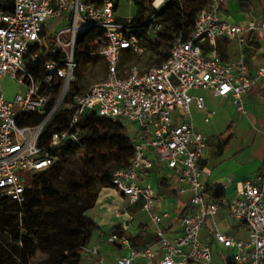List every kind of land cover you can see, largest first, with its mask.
Listing matches in <instances>:
<instances>
[{
	"label": "built area",
	"instance_id": "obj_1",
	"mask_svg": "<svg viewBox=\"0 0 264 264\" xmlns=\"http://www.w3.org/2000/svg\"><path fill=\"white\" fill-rule=\"evenodd\" d=\"M126 1L134 4L136 13L119 20L120 0H10L8 9L9 0H0V81L8 76L24 90L8 101L0 88V196L21 204L30 179L55 162L49 150L61 143H77L78 125L90 114L113 123L128 122L136 128L133 156L126 169L113 173L112 189L147 215L160 245L158 264H209L211 249L199 233L205 217L213 216L218 205L205 201L198 162L206 149V137L191 121L190 105L194 103L203 112V121L210 122L214 112L202 96L193 95L207 91L214 98L229 99L237 114L246 116L247 94L257 85L264 92V61H254L255 70L250 73L244 53L249 33H258L264 40V7L242 26L224 17L225 0H208L194 19L190 37L184 40L180 32L174 33L166 60L139 70L134 65L125 68L123 59L126 54H146L155 38L165 32L162 14L173 0ZM146 8L151 15L145 13ZM88 29L102 31L90 55L102 61L104 75L84 94L66 102L72 84L78 81L76 44ZM47 30L51 31L50 49L42 45ZM131 30L141 33L137 36ZM219 38L237 40V59L225 61L217 54ZM28 64L38 70L32 74ZM60 110L71 111L66 126L42 144L43 130ZM25 114L42 115V119L34 126H18L17 119ZM147 152L171 173L177 193L188 195L198 208L197 213L182 217L181 231L172 241L162 228L169 214L158 210L155 190L143 182L152 166ZM236 190L238 197L227 208L230 217L244 226L247 240L220 232L214 238L233 251L232 264H264V174L258 183H238ZM107 241L124 249L118 264L154 257L148 248H132L123 233H111ZM96 254V248L80 252L88 260Z\"/></svg>",
	"mask_w": 264,
	"mask_h": 264
},
{
	"label": "trees",
	"instance_id": "obj_2",
	"mask_svg": "<svg viewBox=\"0 0 264 264\" xmlns=\"http://www.w3.org/2000/svg\"><path fill=\"white\" fill-rule=\"evenodd\" d=\"M207 3L208 0H173L162 14L165 32L155 38L149 49L156 53V48L162 45L170 50L173 34L178 32L187 40L197 13ZM10 6L9 0L6 8ZM239 10L251 13L253 8L248 0H243ZM129 33L139 36L141 32L131 30ZM101 34L100 30L88 29L80 36L75 48V55L80 58V67L76 71L78 81L72 84L66 102L74 95L85 93L81 73L87 63L97 60L90 54L96 50V37ZM259 40L258 33L246 36V55L260 48ZM168 55L169 52L159 64ZM133 57L126 54L124 59ZM27 68L32 74L38 70L29 64ZM70 114V110H60L53 116L42 132V144H46L53 132L66 126ZM41 119L42 115L25 114L16 123L34 126ZM78 127L77 143H61L49 150L55 162L32 177L21 204L0 196V264H83L80 252L87 248L98 230L96 223L85 213L95 206L103 188L112 189L113 173L128 167L135 139L129 137L121 123H113L94 113ZM167 180L158 179L159 193L169 192L168 188L162 187ZM205 192L215 199L224 195L220 188L208 187Z\"/></svg>",
	"mask_w": 264,
	"mask_h": 264
},
{
	"label": "crops",
	"instance_id": "obj_3",
	"mask_svg": "<svg viewBox=\"0 0 264 264\" xmlns=\"http://www.w3.org/2000/svg\"><path fill=\"white\" fill-rule=\"evenodd\" d=\"M241 1L243 0H225V5L223 6L222 11L225 18H231L232 16L235 18V23L246 26L247 21L252 20L259 13H255L253 10L251 13H241L239 10V3ZM261 41L262 39L259 40L260 48L256 51L250 52L248 55H246L247 51L245 52L246 48H244L245 59L249 66L250 73H254L256 66L254 61L257 63L264 61V44H262ZM230 47H233V50L229 51ZM216 49L217 53L219 50L222 52V56L220 57L225 61L235 60L239 56V44L237 40L234 39H217ZM197 92L199 91L193 92V95L202 96L206 103V97ZM203 92H206L208 96L214 98L209 92ZM219 100L222 105H230L233 111L237 114L229 99ZM191 105L197 109L194 103ZM245 105L246 116L248 115L249 105H252L253 107H264V92H262L261 85H257L256 88L247 94ZM206 106L208 108L207 103ZM200 112L202 113L203 120V112ZM237 115L239 117H244L239 114ZM191 121L195 127L200 130L192 117ZM231 138L232 136L225 140L223 146H221L219 142V147L221 146L222 150L218 147L211 157H208L207 155L206 145L203 158L198 162L199 168L203 173V180L206 189L208 187L220 188L224 193L223 197L220 199L212 198V196L206 194V192L204 195L206 203L215 202L218 205V209L213 216L205 217L199 233L200 239L204 243H207L211 249V261L209 264H232L230 258L233 255V251L224 248L216 242L214 238L215 232L229 235L235 240H247V232L244 226L242 223H239L230 217L227 203L238 197L236 190L238 183L245 180L258 183L261 175L264 174V159H262V156L258 159L239 163L235 156L241 149L238 147L235 148L234 146L230 149H225V146L230 143ZM146 156H148L147 158L151 161L152 166L150 169L146 170L143 182L151 185L155 190L159 202L158 210L169 214L168 218L163 222L162 228L166 238L172 241L181 231L182 217L187 214L197 213L198 208L189 202L188 195H179L177 193L176 184L173 179H170L171 175L169 177L170 180L168 179L167 182L164 181L165 183L162 185V187L165 186L168 188L169 192L159 193V178L155 177L153 173L158 169L167 172L169 171L164 169L157 162L156 156L152 152H147ZM162 187L160 186V188ZM172 191H174V193ZM85 215L96 223L98 230L94 233L86 248H96L97 254L89 260L82 259L83 264H118V258L124 254V249L107 241L109 234L115 230L119 231L118 234L123 233L127 237L132 248H148L154 253L152 259H136L133 264L159 263L161 251L158 239L154 234V229L147 215L138 205L130 206L125 198L116 193L113 189L103 188L99 192L95 206L86 212Z\"/></svg>",
	"mask_w": 264,
	"mask_h": 264
},
{
	"label": "rangeland",
	"instance_id": "obj_4",
	"mask_svg": "<svg viewBox=\"0 0 264 264\" xmlns=\"http://www.w3.org/2000/svg\"><path fill=\"white\" fill-rule=\"evenodd\" d=\"M253 12L261 13L262 0H249ZM136 9L133 3H129L126 0H120L116 11V17L119 20H124L134 16ZM145 13L151 15L152 12L148 8L145 9ZM230 22H235V18H227ZM167 26V24H166ZM58 29V28H57ZM50 30L45 31L43 34L42 45L46 49L53 47ZM264 44V40L261 41ZM233 50V47L229 48V51ZM156 53L148 48V52L142 56H134L130 60H124L125 68L132 65L136 66L139 70H146L160 63L166 53L169 52V48L159 46L156 48ZM222 56V52L219 50L217 53ZM100 60H95L90 66H86L82 71L84 77L83 83L85 85L83 91H87L90 86L100 81L104 75V69L102 68ZM0 88L4 93V97L8 101H12L16 94L23 93V87L11 79L10 77H4L0 81ZM198 94H202L206 97V103L209 110L215 112L214 118L209 123H205L202 120V113L198 111L193 105L190 107L191 117L197 124L198 128L206 137L207 155L213 156V153L218 149L219 142L223 146L224 141L232 136L231 141L225 146V149L231 147L241 149L235 156L239 163H244L249 160L258 159L262 156L264 159V107H253L249 105L248 115L246 117H239L232 109L230 105H222L220 100L208 96L206 92L199 91ZM181 121H178L180 123ZM122 125L128 130V135L134 138L136 135V128L128 123L123 122ZM221 146L219 147L221 150ZM148 157V156H147ZM157 178L169 179L171 173L158 169L153 173ZM32 179V178H31ZM30 179V181H31ZM28 182V184L30 183Z\"/></svg>",
	"mask_w": 264,
	"mask_h": 264
}]
</instances>
